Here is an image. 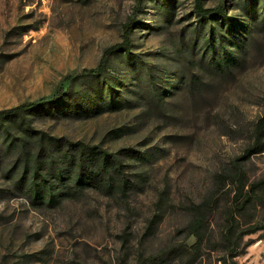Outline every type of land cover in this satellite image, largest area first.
Segmentation results:
<instances>
[{"label":"rangeland","instance_id":"374dc122","mask_svg":"<svg viewBox=\"0 0 264 264\" xmlns=\"http://www.w3.org/2000/svg\"><path fill=\"white\" fill-rule=\"evenodd\" d=\"M220 1L238 36L246 22L239 0L202 3ZM191 10L192 0H0V110L27 102L49 107V102L64 106L66 98L78 101L75 93L92 78L87 70L103 63L105 83L126 98L125 106L92 114L83 101L71 112L33 113L30 125L108 151L131 146L145 154L127 168L145 171V181L126 204L85 190L47 207L30 203L6 176L10 158L0 151V264H131L140 250L157 255L155 264H264V196L239 217L234 233H242L233 249L226 248L220 211L228 204L222 192L229 184L215 193L218 204L207 217L199 251L180 248L178 205L198 199L211 187L212 171L242 155L246 143L240 129L261 114L264 93L262 26L248 39L240 61L220 71L207 64L209 50L200 57L198 44L192 46ZM129 17L135 21L128 52L155 73L154 86L167 91L163 102L151 93L148 77L126 64V52L102 53L121 40V24ZM180 73L181 86L172 92L167 87ZM192 77L198 86L188 89ZM146 103L149 109L141 112ZM239 160L249 180L264 175V149ZM160 190L168 206L137 245Z\"/></svg>","mask_w":264,"mask_h":264},{"label":"trees","instance_id":"16d2710c","mask_svg":"<svg viewBox=\"0 0 264 264\" xmlns=\"http://www.w3.org/2000/svg\"><path fill=\"white\" fill-rule=\"evenodd\" d=\"M141 1L136 0L137 3ZM237 4L246 18V22L240 26L241 33L238 36L233 31L234 18L226 14L223 2L204 6L202 0H192L191 11L195 16L191 27L194 32L192 46L196 47L195 45L198 44L197 53L200 57L209 50L207 64L215 66L220 71L229 70L231 65L240 61L248 39L253 38L254 31H259L258 25L262 26L260 30L264 40V0H239ZM172 6L173 1H170L167 8ZM134 21L133 17H129L123 22L121 40L104 48L102 53L107 55L116 50L126 52V64L131 70L139 69L140 74L144 75L142 77H148L151 93L157 94L159 102H163L162 95L167 91H159L154 86L152 77L155 73L145 71V66L141 64L142 60L128 52L131 42L130 31ZM228 23L232 26L229 27ZM104 68V64L99 63L97 68L87 70L92 75L87 86L91 89L87 91L86 88L75 93L74 97L77 96L78 101L66 98L62 101L64 106L49 102V107L43 103L27 102L0 110V151L10 158L5 174L13 180L15 186L22 188L33 205L55 207L63 200L78 198L85 190L98 192L126 204L128 195L134 188L142 189L145 171L127 169L131 166L130 161L145 156L141 151L131 146L108 151L98 144L70 141L63 136L48 134L32 127L29 122L30 115L33 113L48 111L52 115L58 112H71L78 108L77 103H83V101L86 105L84 108L92 109V114L125 106L126 98L119 96L120 94L114 91L113 86L110 87L105 83ZM183 76L184 74L180 73L176 76L174 83L167 88L174 92L175 88L181 86ZM142 77L141 80H143ZM194 85L197 88L198 83L197 79L192 77L185 86L189 89ZM190 103L193 107L192 98ZM149 105V103L144 104L141 112L148 110ZM261 110V114L249 125L243 126L244 130L240 129L246 143L242 155L228 164H220L217 170L212 171L211 187L201 193L198 199L183 201L178 205L183 214L179 228L183 232L180 248L191 254L199 251L202 241L206 238L207 217L217 207L218 197L215 193L222 186L230 185L229 188L223 189L222 193L227 198L228 204H225L220 211V231L224 235L227 249L235 247L237 238L242 233V231L234 233L239 217L246 209L254 207L256 201L264 196V175L249 180L239 160L264 149V93L261 95ZM9 128L19 129L20 133L10 134ZM120 132L119 129H114V136L119 135ZM166 203L165 191H158L153 201L152 211L144 219L137 245H140L142 239L153 232L161 213L168 206ZM122 207L126 209L128 206ZM256 228L258 226H251L244 232H250ZM190 237L192 242L187 243L186 239ZM142 253L140 250L131 264H155L157 255L150 253L144 256Z\"/></svg>","mask_w":264,"mask_h":264}]
</instances>
